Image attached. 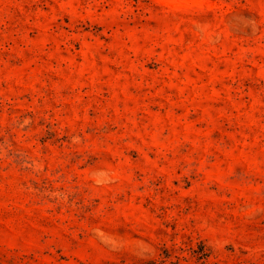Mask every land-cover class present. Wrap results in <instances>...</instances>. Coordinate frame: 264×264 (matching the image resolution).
Returning <instances> with one entry per match:
<instances>
[{"label": "rangeland", "instance_id": "rangeland-1", "mask_svg": "<svg viewBox=\"0 0 264 264\" xmlns=\"http://www.w3.org/2000/svg\"><path fill=\"white\" fill-rule=\"evenodd\" d=\"M0 264H264V0H0Z\"/></svg>", "mask_w": 264, "mask_h": 264}]
</instances>
